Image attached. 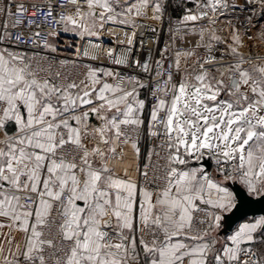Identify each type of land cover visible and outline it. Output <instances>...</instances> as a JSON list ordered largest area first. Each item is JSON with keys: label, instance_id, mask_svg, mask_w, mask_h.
I'll list each match as a JSON object with an SVG mask.
<instances>
[{"label": "snow or ice", "instance_id": "snow-or-ice-1", "mask_svg": "<svg viewBox=\"0 0 264 264\" xmlns=\"http://www.w3.org/2000/svg\"><path fill=\"white\" fill-rule=\"evenodd\" d=\"M0 264H264V0H0Z\"/></svg>", "mask_w": 264, "mask_h": 264}]
</instances>
